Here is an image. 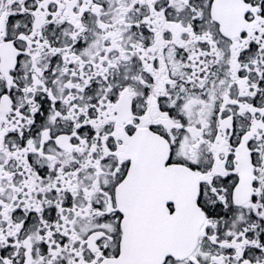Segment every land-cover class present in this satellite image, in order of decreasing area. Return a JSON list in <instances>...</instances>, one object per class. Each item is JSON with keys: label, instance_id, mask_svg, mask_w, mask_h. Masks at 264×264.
<instances>
[{"label": "snow or ice", "instance_id": "1", "mask_svg": "<svg viewBox=\"0 0 264 264\" xmlns=\"http://www.w3.org/2000/svg\"><path fill=\"white\" fill-rule=\"evenodd\" d=\"M0 264H264V0H0Z\"/></svg>", "mask_w": 264, "mask_h": 264}]
</instances>
